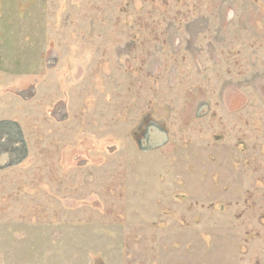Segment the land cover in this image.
<instances>
[{
    "label": "rangeland",
    "instance_id": "374dc122",
    "mask_svg": "<svg viewBox=\"0 0 264 264\" xmlns=\"http://www.w3.org/2000/svg\"><path fill=\"white\" fill-rule=\"evenodd\" d=\"M1 119L0 264H264V0H0Z\"/></svg>",
    "mask_w": 264,
    "mask_h": 264
},
{
    "label": "water",
    "instance_id": "95a60500",
    "mask_svg": "<svg viewBox=\"0 0 264 264\" xmlns=\"http://www.w3.org/2000/svg\"><path fill=\"white\" fill-rule=\"evenodd\" d=\"M205 107H207L205 105ZM140 143V149L148 151L165 145L168 133L164 125L155 124ZM27 146L21 127L15 120H0V169L22 163L27 158Z\"/></svg>",
    "mask_w": 264,
    "mask_h": 264
},
{
    "label": "flooded vegetation",
    "instance_id": "af4514ba",
    "mask_svg": "<svg viewBox=\"0 0 264 264\" xmlns=\"http://www.w3.org/2000/svg\"><path fill=\"white\" fill-rule=\"evenodd\" d=\"M201 106L204 107V103H202ZM155 124H162V123L156 121L155 119H153V117L151 115H148V114H146L144 116L142 115L138 119V121L136 123V129H134L131 133V137L135 141V143L137 144L138 148L140 147L139 146L140 143L143 144V138H144L145 134L151 130L150 126L155 125ZM152 150H154V149H152ZM72 160H73V163H75L76 165L82 161V159H80L77 155H74ZM83 160L85 161V159H83Z\"/></svg>",
    "mask_w": 264,
    "mask_h": 264
},
{
    "label": "crops",
    "instance_id": "0c3cea01",
    "mask_svg": "<svg viewBox=\"0 0 264 264\" xmlns=\"http://www.w3.org/2000/svg\"><path fill=\"white\" fill-rule=\"evenodd\" d=\"M21 164V163H20ZM20 164H18V165H20ZM18 165H15V166H18ZM15 166H11V167H15ZM11 167H6V168H3V169H0V171L1 170H5V169H7V168H11Z\"/></svg>",
    "mask_w": 264,
    "mask_h": 264
}]
</instances>
